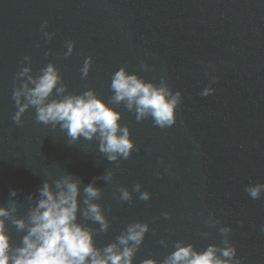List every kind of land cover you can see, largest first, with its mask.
Masks as SVG:
<instances>
[{"label":"water","instance_id":"water-1","mask_svg":"<svg viewBox=\"0 0 264 264\" xmlns=\"http://www.w3.org/2000/svg\"><path fill=\"white\" fill-rule=\"evenodd\" d=\"M68 40L75 48L66 57ZM50 63L63 95L91 89L120 113L136 145L129 158L110 161L98 134L71 141L59 124L37 122L32 106L14 123L13 91ZM24 67L30 72L20 76ZM120 67L182 92L174 125L138 121L135 107L114 100ZM208 87L215 92L201 96ZM69 174L80 181L78 222L97 247L118 243L131 223L148 224L133 264H163L177 242L197 251L235 245L241 264H264V193L253 199L245 191L264 183V0H0V207L15 205L12 216L27 221L43 184ZM89 183L100 189L91 202L101 206L106 231L82 215ZM121 186L130 201L120 199ZM6 227L19 245L26 231L11 218Z\"/></svg>","mask_w":264,"mask_h":264},{"label":"clouds","instance_id":"clouds-1","mask_svg":"<svg viewBox=\"0 0 264 264\" xmlns=\"http://www.w3.org/2000/svg\"><path fill=\"white\" fill-rule=\"evenodd\" d=\"M47 23L45 21L41 28H45ZM44 35L49 41L52 39V34L45 32ZM67 47L66 57L75 48V41L68 40ZM23 59H30V56ZM92 62L90 55L84 60L82 71L85 76ZM29 72L30 68L24 67L19 75L25 76ZM60 80L58 69L51 63L41 70L39 76H28L27 81L12 94L17 108L12 117L14 123L21 125V117L32 106L36 110L37 122L52 124L53 127L59 124L71 141H76L81 136L91 140L98 134L99 150L107 154L110 161L129 158L136 145L128 127H121L120 113L91 89L78 95H63L65 86L57 87ZM54 89L59 94L58 98H53ZM111 89L115 92L114 100L117 103L126 101L130 110L135 107L138 121L150 116L154 125L160 128L175 124L176 109L182 103L181 91L178 90L173 95L167 87L146 82L135 74H129L124 67L112 74ZM214 92L215 88L208 87L200 95L208 96ZM21 97L24 98L23 103ZM140 188L141 184L136 183L133 191L139 192ZM119 191L121 200H131V192L126 187L121 186ZM245 191L251 198L257 199L264 193V183L247 185ZM83 192V203L87 207L82 215L99 223L101 230L106 231L109 222L101 206L91 202L99 196L100 189L94 183H89ZM39 193L40 198L30 211L27 221L12 216L16 211L15 205L10 208L0 207V264H133L135 253L148 231L147 223L129 224L126 233L118 237V243H110L101 249L95 243L92 229L78 222L81 195L79 179L69 174L57 179L54 185L46 181ZM11 195L15 196L16 191L13 190ZM150 196L145 191L140 194L139 199L146 201ZM9 218L17 231H26L20 244L16 246L12 244L7 231L6 221ZM261 230L264 231V226ZM228 231L231 228L221 229V232ZM224 243L227 245L228 241ZM218 252L220 255H217ZM142 264L157 262L153 258H147ZM163 264H241V260L237 256L235 245L222 249L209 245L205 250L197 251L192 244L177 242L175 250Z\"/></svg>","mask_w":264,"mask_h":264}]
</instances>
